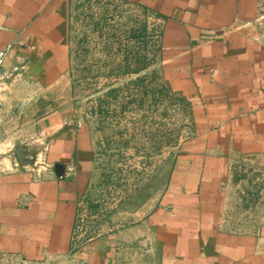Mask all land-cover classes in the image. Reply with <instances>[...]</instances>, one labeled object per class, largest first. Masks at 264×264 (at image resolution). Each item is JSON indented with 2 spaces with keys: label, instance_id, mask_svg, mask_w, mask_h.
<instances>
[{
  "label": "crops",
  "instance_id": "obj_1",
  "mask_svg": "<svg viewBox=\"0 0 264 264\" xmlns=\"http://www.w3.org/2000/svg\"><path fill=\"white\" fill-rule=\"evenodd\" d=\"M119 1L164 21L195 137L140 205L144 230L81 245L94 133L49 105L70 68V0H0V264H119L115 241L135 237L155 241L154 264H264V0Z\"/></svg>",
  "mask_w": 264,
  "mask_h": 264
},
{
  "label": "rangeland",
  "instance_id": "obj_2",
  "mask_svg": "<svg viewBox=\"0 0 264 264\" xmlns=\"http://www.w3.org/2000/svg\"><path fill=\"white\" fill-rule=\"evenodd\" d=\"M164 38V21L142 6L70 0V68L49 105L94 133L96 165L77 228L81 245L110 231L144 230L140 205L165 190L170 168L195 137L192 105L166 77ZM128 204L137 219L111 226ZM115 242L119 264L155 263L146 254L153 239L135 237L130 251Z\"/></svg>",
  "mask_w": 264,
  "mask_h": 264
},
{
  "label": "built area",
  "instance_id": "obj_3",
  "mask_svg": "<svg viewBox=\"0 0 264 264\" xmlns=\"http://www.w3.org/2000/svg\"><path fill=\"white\" fill-rule=\"evenodd\" d=\"M25 264H40V262H25Z\"/></svg>",
  "mask_w": 264,
  "mask_h": 264
}]
</instances>
